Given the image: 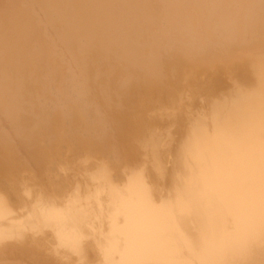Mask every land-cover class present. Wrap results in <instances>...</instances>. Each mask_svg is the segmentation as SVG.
Masks as SVG:
<instances>
[{
	"label": "bare ground",
	"instance_id": "6f19581e",
	"mask_svg": "<svg viewBox=\"0 0 264 264\" xmlns=\"http://www.w3.org/2000/svg\"><path fill=\"white\" fill-rule=\"evenodd\" d=\"M256 70L264 0H0V264H264Z\"/></svg>",
	"mask_w": 264,
	"mask_h": 264
},
{
	"label": "rangeland",
	"instance_id": "374dc122",
	"mask_svg": "<svg viewBox=\"0 0 264 264\" xmlns=\"http://www.w3.org/2000/svg\"><path fill=\"white\" fill-rule=\"evenodd\" d=\"M263 71V70H262ZM259 72H261V70H256V72L254 71L253 73V78L254 77H257V76H260V75H262V78H259V80L260 81H263V84H264V74L263 73H260L259 74ZM256 73H258L257 75H256ZM256 75V76H255ZM187 79V78H186ZM255 81V80H254ZM256 86H259L260 87V85H259V83H258V78H256ZM238 88V87H237ZM261 88V87H260ZM184 90V91H183ZM186 90V91H185ZM187 88L185 89H181L180 91H179V95H181V94H184V96L186 97V98H188V99H190L191 98V96L190 95H188L186 92H187ZM229 92H227V93H225V94H222V96L221 97H213V98H211V101H213V103L211 102V108H212V112H210L209 111V115L207 114V112H208V108L207 107H204L205 105H204V103L206 104V101L208 100V99H206V98H204V97H206V96H203V95H198V94H195V97H197L196 99H197V101H198V104H199V108H198V111H197V113H199V112H201V114H198L197 116H199V115H201L203 118H200L201 116H199V121H200V123H201V125H199V127H198V129L196 128V130H200V128H204L205 129V131L207 130L209 133H213V136L214 137H217V139L218 140H221V138L219 137L220 136V132H224V131H222L223 129H224V125H226L227 123L228 124H230V127L229 128H231L232 126H233V124H237L236 122H239V119L240 118H242V116L244 117V116H246V118H248V115L249 114H253L254 115V110H255V108L257 107L258 108V106L260 107H263L264 106V103H263V105H262V102L264 101V93H262L263 91H264V85H263V89L261 88V91H258V95L257 94H254V92L253 93H249V95H246V93L245 94H239V95H237L238 97H236L235 95H234V93L232 94V91H234L233 89L232 90H228ZM181 92V93H180ZM185 93H186V95H185ZM230 96H229V95ZM231 94H232V97H231ZM252 94L255 96L254 98H256L257 100H256V102L253 104V103H251V97H253L252 96ZM242 95V96H241ZM261 95H263V96H261ZM249 96V97H248ZM204 98V99H203ZM228 98H229V100H228ZM206 99V100H205ZM215 99V100H214ZM231 100H232V102H231ZM262 100V101H261ZM200 101V102H199ZM223 101V102H222ZM234 101V102H233ZM245 101V102H244ZM246 101H249V102H246ZM259 101V102H258ZM217 102V103H216ZM220 102V103H219ZM217 104L218 106H216V105H214V104ZM243 104V105H242ZM247 104V105H246ZM251 104H253V106L251 105ZM201 105H202V108H204L203 110H202V108H201ZM242 105V106H241ZM228 107V108H227ZM205 110V112H203ZM252 111V112H251ZM256 112V111H255ZM204 113H206L205 115H202V114H204ZM210 113H211V115H210ZM212 113H213V115H212ZM215 113V114H214ZM223 113V114H222ZM263 113H264V111H263ZM262 113V114H263ZM189 114V113H188ZM231 114V115H230ZM242 114V115H241ZM217 115V117H215ZM184 116H186V114L184 115ZM206 116V117H205ZM209 116V117H208ZM214 116V117H213ZM233 118V119H232ZM261 118V116L259 117V119ZM208 119V120H207ZM210 119V120H209ZM189 120V118H187V119H185V121H186V124H188L189 122H187ZM203 120V121H202ZM217 120V121H216ZM225 120V121H224ZM253 120H258L256 117H253ZM208 121V122H207ZM216 121V122H215ZM204 122V123H203ZM223 123V124H222ZM210 125V127H211V125H212V127H213V129H211L210 127H209V125ZM252 128V127H251ZM210 130V131H209ZM213 130V131H212ZM225 133V132H224ZM193 135H194V137L195 136H197L198 134L197 133H193ZM219 135V136H218ZM194 137L193 138H191V140H190V142H191V144H192V147L191 148H194L195 146H194V144H193V142H192V139L194 140ZM235 141H236V139H235Z\"/></svg>",
	"mask_w": 264,
	"mask_h": 264
}]
</instances>
